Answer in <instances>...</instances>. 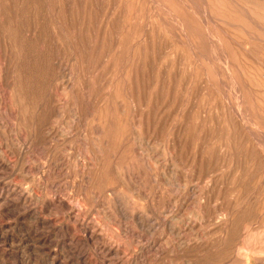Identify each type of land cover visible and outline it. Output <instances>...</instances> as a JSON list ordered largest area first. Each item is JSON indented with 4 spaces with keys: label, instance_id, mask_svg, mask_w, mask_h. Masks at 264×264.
<instances>
[{
    "label": "rangeland",
    "instance_id": "374dc122",
    "mask_svg": "<svg viewBox=\"0 0 264 264\" xmlns=\"http://www.w3.org/2000/svg\"><path fill=\"white\" fill-rule=\"evenodd\" d=\"M0 264H264V0H0Z\"/></svg>",
    "mask_w": 264,
    "mask_h": 264
},
{
    "label": "bare ground",
    "instance_id": "6f19581e",
    "mask_svg": "<svg viewBox=\"0 0 264 264\" xmlns=\"http://www.w3.org/2000/svg\"><path fill=\"white\" fill-rule=\"evenodd\" d=\"M209 41V40H208ZM210 47V46H209ZM212 54V53H211ZM214 54V53H213ZM225 55V52H224ZM227 67V66H226ZM228 68V67H227ZM213 71V70H212ZM207 79V78H206ZM236 86V85H235ZM220 95V94H219ZM238 101V100H237ZM248 117V116H247ZM247 121V120H246ZM248 124V123H247ZM258 132V131H257ZM99 135V134H98ZM258 145V144H257ZM261 150V149H260Z\"/></svg>",
    "mask_w": 264,
    "mask_h": 264
}]
</instances>
